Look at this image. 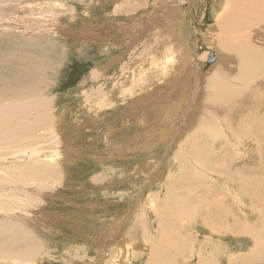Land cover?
<instances>
[{
    "label": "rangeland",
    "instance_id": "1",
    "mask_svg": "<svg viewBox=\"0 0 264 264\" xmlns=\"http://www.w3.org/2000/svg\"><path fill=\"white\" fill-rule=\"evenodd\" d=\"M244 2L254 12L239 27L234 20L240 17L225 23L231 0H18L0 13L2 71L33 76V90L40 92L30 97L46 99L42 108L58 131L57 142L43 147L44 140H38L43 149L31 157L56 169L40 182L24 185L20 167L8 169L24 157L0 165L5 173H18L19 180H0L17 191V197L0 194V206L8 209L15 202L20 209L17 214L0 210V228H6L0 230V246L27 254L7 264H153L155 259L154 264H264V256L257 261L264 254V209L256 207L264 202V188H256L254 201L247 190L238 187V193L223 179L236 181L254 168L260 183L264 180V103L237 112L234 130L198 125V119L218 116L207 107V97L264 78V22H258L264 12L257 0ZM165 10L173 11L172 19ZM243 47L258 56L257 77L250 82L240 67L237 48ZM176 50L189 56L186 65L196 86L172 100L180 110L175 141L158 142L156 128L170 121L157 122L148 101L159 97L148 95L157 83L186 76L170 71ZM26 54L34 73L27 69ZM142 78L151 80L142 84ZM12 99L1 93L0 103ZM232 133L248 142L238 149ZM169 200H175L174 209L167 207ZM215 204L226 211H215ZM196 211L205 213L207 223ZM120 242L130 247L125 261H117Z\"/></svg>",
    "mask_w": 264,
    "mask_h": 264
},
{
    "label": "bare ground",
    "instance_id": "2",
    "mask_svg": "<svg viewBox=\"0 0 264 264\" xmlns=\"http://www.w3.org/2000/svg\"><path fill=\"white\" fill-rule=\"evenodd\" d=\"M15 1H18V0H0V13L2 11H4L8 7V5H11L12 2H15ZM257 1H258L259 7L264 12V0H257ZM118 2L119 1L115 2V4L117 3V5H118ZM238 4L240 5V8H238V6H239ZM228 6H229L228 9L225 10V11H227L226 16H228L226 18V20H225V23H229L231 18L240 17V18L234 20L235 24L238 27L240 25H242L243 23H245L247 20L249 22L248 15L251 12H254L252 9L247 8V6L245 5L244 0H239L238 2H237V0H231V3ZM164 7L165 6H163L162 8H164ZM17 9L20 11L22 8H17ZM224 12L222 14H225ZM220 13H221V11H220ZM164 15H166L165 17H169L168 19H170V18L172 19V16L174 14H173L172 10H165V14ZM25 17H27V16L25 15ZM0 18H1V16H0ZM9 18H10V15H8L6 17L7 20ZM258 19H259L258 22H264V13ZM28 20L31 21L30 18H28ZM14 21L17 22L18 24L24 23V21H18V20H15V19H14ZM157 22H161L162 23L164 21L163 20H157ZM170 22H171V20H170ZM0 23H1V20H0ZM40 24H42V23H40ZM237 26H228L227 28L235 29V28H237ZM14 29H17V28H14ZM29 29H31V27L23 28V29H19V30L22 31V32H29ZM220 43L224 47L225 40H220ZM237 51H238L239 56L242 57L240 67H242L244 72L247 71L246 73H248L245 76L246 82H250L248 80H252V79H255L257 77V73H256L257 68L254 69V65L258 61V56L255 54L254 51H249L248 52L247 49H245L244 47L242 49H238L237 48ZM183 53L181 51L176 50V52H175V61L173 62L172 67H171L172 70H170V71H171V73L176 72L177 74L178 73H184L186 76H184L182 78L174 79L171 82H166V80H164V82L166 83L164 86H161L162 84L160 86H158L160 84V82H159V83H157L158 85H155L156 86L155 87V89H156L155 92L152 91L153 93L148 95V97L149 96H151V97L158 96L159 97L157 99H151L149 97V99H151V100L148 101V104L153 105V107L151 105H149V106L152 107L151 109H153V110H151V111H153V116L157 120V122H158V120H162V119H166V118H168L169 121H170L169 123L167 121H165L161 127H157L156 128V131H157L156 137L158 139L160 138V140L158 142L164 141L165 139H167L169 137H171L170 140L172 142L175 141L177 135L174 134L173 125L176 124L177 120L175 118H178L176 116L178 115L180 110L178 109V107L175 105V103L172 100L177 98L179 96V94L180 95L183 94L184 91H189L191 89V87L195 88V86H196V83L194 81V79H196V77L193 78V73H192L193 71L191 70L190 67H188L186 65L188 63L186 57L189 58V56H185L184 57L185 53L184 54ZM26 59L28 61L27 69L30 71V70H32V68H31L32 56L29 55V54H26ZM4 67H5L4 62H0L1 71H2V69ZM12 71H13L12 68H9L6 72L2 71V76H1V73H0V96H1V93H3V95H5V94H7L9 92V94L13 97V99L10 100V101L4 102V103H0V165H2V167H3L4 165L9 163V159L10 160L11 159L14 160V159H18V158L21 159V158L24 157L23 159H26V160H23L21 162L18 161L16 163V166L13 167L11 165V166L8 167V169L10 170V169H15V168H19L20 167V169H19L20 176L25 178L24 180H21L20 182L22 184L26 185V184H29V183L31 184L32 182L36 183V181L40 182V180L43 179L44 177L46 178L49 173L52 174L54 172V170L56 171V169H54L53 165H52L53 168L51 167L52 168L51 169L48 164L47 165H43L41 163H38L39 161H36V162L32 161L31 157L32 156L35 157L36 155H38V153L43 149L42 146L44 147V144L50 143V142L53 143V141L57 142V139H55L54 134L56 132H58V131L55 132L56 128H55V125H53L54 124L53 123V119H52L53 117L51 116V114L49 112H47V110L45 111V109L42 108L43 105L46 103V99L44 97L40 98L39 96H38V98L30 97V95L33 94L34 91L36 92L37 95L40 92V91L33 90L34 89L33 88V86H34L33 76H32V78H30L31 77V76H29L30 74L28 75V77H26L27 75H25V76H21L20 75L21 77L16 76V75L12 76V75H10V73H12ZM32 72L34 73L33 70H32ZM22 77L26 81H24L22 79ZM145 78H142V80H141L142 84H145V82L148 80V79H145ZM160 78L162 79V77H160ZM160 78L158 80H161ZM150 80H148V81H150ZM10 82L12 83V85H10ZM217 82L218 81H215L213 83L212 88ZM11 86L14 87L13 91L9 90V87H11ZM189 86H190V88H189ZM216 86L218 87V84ZM23 87H27L30 91H27L26 89H23ZM255 88H259L260 92H258V93L255 92ZM159 89H164L167 92H169V94L163 95L162 93H160ZM227 89L230 91V93L228 95L224 94V91H225L224 90V91H219L218 92V94H219L218 97H214L213 95H211L210 97H207V101H206L207 107L212 108L215 113H218V116L213 121H200L198 119V125L201 124L200 125L201 128H204V129L207 130L208 126L211 125V126H215L217 128L225 126L228 129H230V130H234V127H235L234 123L235 122L233 121L232 118L237 112H239L241 110H244V109H247L248 107L254 105L257 102L264 103V78L257 80L252 85H250V86H248L247 88H244V89H240L239 90V89H237V87H230V88H227ZM19 90H21L20 93H18ZM191 91H192V89H191ZM16 100H18V101H16ZM145 100H147V99H145ZM155 100H158V102H161V103L157 104V103H155ZM214 101L218 102V104L220 105L219 109H215L214 108ZM184 102H185V100H184ZM143 104H146L145 106L147 107V101H145ZM141 108L145 109L143 107H141ZM148 109L149 108H147V110ZM188 110H190V109H188ZM148 111H150V110H148ZM148 113H150V112H148ZM160 113H162L161 114L162 116L159 115ZM21 115H25L26 118H24V119L23 118H18ZM184 117H186V116H184ZM184 117H182V119H184ZM28 119H30V120H28ZM184 120L187 121L186 119H184ZM261 120L264 121V115L262 116ZM189 121H190V119H188L187 122H189ZM37 132H41V133L37 134ZM238 137H240V136L238 135ZM238 137L234 136L233 133L230 134V138H232L236 142L235 144L237 145L238 149H240L241 146H242V142L243 143H247L248 142V138L246 139L245 136H242L241 138H238ZM38 140H44V143H43L42 146L38 145L39 144ZM170 144H171V142H170ZM40 148H42V149H40ZM54 150L55 149H53V151ZM56 151H58V150L56 149ZM20 159H18V160H20ZM171 164H173V163H171ZM196 167H198V166H196ZM258 167H259V165H258ZM251 169L248 168L246 174H240L236 181L233 180V179L228 178L227 176L226 177L223 176L224 177L223 179H225L226 182H228L231 186H235V190L238 193L241 192V191L239 192L238 187L247 190L248 193L252 196V198L254 200V193H255V191H257L256 188L258 186H260V188H261V186H263V188H264V180L261 181L262 183H260L259 178L262 175L260 174L259 170H256L254 168L252 170ZM261 169H263V171H264V167L261 168ZM201 172H203V169H201ZM259 174H260V177H258ZM250 175L253 176V178L250 177ZM51 176H53V175H51ZM3 178H6L7 180L19 182L18 173L12 172V170L9 171V172L7 171L5 173L4 169L3 168L1 169V166H0V180H2ZM41 183L39 184V186L42 185ZM2 186H5V187L2 188ZM29 188L30 187H27L26 191L29 192ZM22 189H23V187H22ZM18 191H20V190H18ZM16 192L17 191H16V189L13 188V186H10L8 184H6V185L0 184V194H2V196H4V194H7V193H10L11 195L12 194L15 195ZM28 195L29 194L27 193L26 196H28ZM194 196H195V193L193 192V198H194ZM257 197L259 198V196H257ZM14 203L12 202L11 208H8V209L6 207H4V206H0V210H3V208H5L6 211H10V212L11 211H15L14 214H17V212H19L20 209H18L19 211L18 210L16 211V209L13 207ZM205 204H206V201H205L204 205ZM17 205H18V203H17ZM221 205L222 204H220V205L215 204L214 207L218 208V209H215V211H217V210L226 211V207L225 206H221ZM167 207L170 208V209H174L176 207L175 206V200H169L167 202ZM256 207L257 208H261V211H262V209H264V202H260L259 204H256ZM26 208H28V207H26ZM137 209H139V208H137ZM258 210H260V209H258ZM26 211L27 210H25V211L23 210L22 214H25L26 216L29 217V212L30 211L29 210H28V212H26ZM196 213L200 216V220H202V222L207 223V219L205 218L206 215H205L204 212L196 211ZM31 214H32V212H31ZM33 214H35V213H33ZM38 214L40 215V213H38ZM132 214L133 213H131L130 216ZM40 217L38 216L36 218H40ZM260 221H262L261 224H260L261 227L264 226V219L260 220ZM163 223L164 222H162V224ZM232 226L235 227V225H233V224H232ZM164 228H167V226L164 227V225H163V229ZM4 229L6 230L5 227H1L0 228L1 231H3ZM233 229H235V228H233ZM233 229L232 230H228V231L233 232ZM241 230L246 231V232L248 231L245 227H242ZM256 231L257 230H255V232ZM263 232H264V230L261 231V233H263ZM162 234H164V233H162ZM258 235H260V234H258ZM258 235H256L257 245L259 244L258 243ZM163 236L166 237V236H168V234H164ZM172 238H173V236H172ZM14 239H16V236L14 238H11V240H14ZM164 239L165 238L163 237L162 240L165 243L166 239L168 240V239H171V238H167L166 237V239L165 240ZM175 239L176 238H174L172 240H175ZM162 240L160 242H163ZM0 241H2V239ZM124 243L125 242H123V243L120 242L117 245V247H116V249L118 248L117 256H116L117 257V261L123 260V259L125 261L126 258L128 257V254H129V251H130V247L125 246ZM156 243H158V241ZM170 247H174V246L171 245ZM259 247H263V246H260V244H259L258 248ZM9 250H11V249L9 248ZM152 250H154V249H152ZM28 252H30V251H28ZM158 254H160L159 251H158ZM23 255L26 256L27 254L25 252L15 251L14 249L11 250V251H6V250H4V248H2L0 246V264H7L8 259H17L18 257L23 256ZM153 255H155V254H153ZM261 256H264V254L259 255L258 258H257V261L260 262L259 258ZM18 259L20 260V258H18ZM152 259H151V261H152ZM170 259H172V258H170ZM154 261H153V264L155 263ZM161 264H162V262H161ZM163 264H164V262H163Z\"/></svg>",
    "mask_w": 264,
    "mask_h": 264
}]
</instances>
